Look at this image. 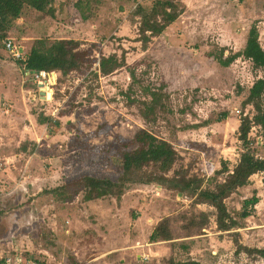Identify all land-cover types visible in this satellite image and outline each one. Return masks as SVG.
<instances>
[{
  "label": "rangeland",
  "instance_id": "374dc122",
  "mask_svg": "<svg viewBox=\"0 0 264 264\" xmlns=\"http://www.w3.org/2000/svg\"><path fill=\"white\" fill-rule=\"evenodd\" d=\"M152 0H54L55 14L28 5L0 42V241L41 264H264L236 252V238L264 248V172L226 199L232 214L255 192L259 203L243 227L219 230L216 208L163 184H132L120 200L107 195L70 201L50 190L91 174L118 180L124 143L140 129L171 142L189 182L214 187L244 151L241 115L254 120L251 147L264 157V95L249 103L264 78L244 56L256 24L264 48V0H182L185 10L146 49L136 9ZM28 53L38 39H76L88 52L83 67L57 71L51 98L40 101L5 41ZM126 64L101 74L102 55ZM89 59V60H88ZM39 114L51 116L40 123ZM133 148V146H129ZM150 170V169H148ZM217 173V174H216ZM214 179V182H215Z\"/></svg>",
  "mask_w": 264,
  "mask_h": 264
},
{
  "label": "trees",
  "instance_id": "16d2710c",
  "mask_svg": "<svg viewBox=\"0 0 264 264\" xmlns=\"http://www.w3.org/2000/svg\"><path fill=\"white\" fill-rule=\"evenodd\" d=\"M26 5L49 15L55 14L54 0H0V42L6 39ZM184 10L185 4L182 0H152L149 3L139 4L136 14L140 17L139 40L143 48L148 47L154 36L162 35ZM80 44L76 39L60 38L53 41L38 39L30 51L17 61L29 73L58 71L68 75L72 71L81 69L86 61L88 52L81 49ZM239 56L251 60L256 67H264V48L260 43V32L256 24L248 32L244 49L234 53L232 58ZM125 64V58L120 59L116 53L102 55L99 60V70L101 74L109 75ZM263 95L264 78H260L251 87L247 102H255L261 112L257 99ZM51 119V116L43 114L38 116L40 123H49ZM253 122L248 114L241 115L239 139L243 141L244 151L241 152L239 161L232 169L229 168L228 161H222V167L217 171L214 170L219 174H226L222 181L209 176L208 179H213L215 183L214 187H199L189 182L182 171H175L172 177L169 176L177 160V151L173 144L158 138L146 129H140L132 139L124 143V154L121 157L122 173L118 180L87 174L70 183L57 186L50 192L62 201H70L80 192H83L86 201L107 195L120 200L132 184L155 182L194 197L196 203L214 206L219 230L230 231L243 227L246 218L255 212L260 201L258 194L255 192L251 197L245 198L241 208L234 214L228 209L226 199L239 188L248 185L253 174L264 172V157L257 156L251 147L249 134ZM259 122L264 127V113L259 115ZM130 145L133 148L130 149ZM232 235L236 238V252L244 250L264 257V248L244 245L238 240L236 231H233Z\"/></svg>",
  "mask_w": 264,
  "mask_h": 264
},
{
  "label": "built area",
  "instance_id": "2783aa9c",
  "mask_svg": "<svg viewBox=\"0 0 264 264\" xmlns=\"http://www.w3.org/2000/svg\"><path fill=\"white\" fill-rule=\"evenodd\" d=\"M6 48L13 53V55L20 59L23 55V49L19 47L11 38L5 41ZM34 73V78L36 79L37 85L39 87L40 96L39 99L44 101L48 97L47 91L43 89L45 85H54L57 81V71L44 72L36 71ZM44 91L45 94H41ZM215 169L212 170V173ZM0 264H41L37 259L25 256L22 252L13 249H6L4 244L0 241Z\"/></svg>",
  "mask_w": 264,
  "mask_h": 264
},
{
  "label": "bare ground",
  "instance_id": "6f19581e",
  "mask_svg": "<svg viewBox=\"0 0 264 264\" xmlns=\"http://www.w3.org/2000/svg\"><path fill=\"white\" fill-rule=\"evenodd\" d=\"M43 89L45 90V91H47V93H48V98H51L52 97V94H53V89H52V87L50 86V85H45V86H43Z\"/></svg>",
  "mask_w": 264,
  "mask_h": 264
},
{
  "label": "water",
  "instance_id": "95a60500",
  "mask_svg": "<svg viewBox=\"0 0 264 264\" xmlns=\"http://www.w3.org/2000/svg\"><path fill=\"white\" fill-rule=\"evenodd\" d=\"M41 94H43V95H44V94H45V92H44V91H41Z\"/></svg>",
  "mask_w": 264,
  "mask_h": 264
}]
</instances>
